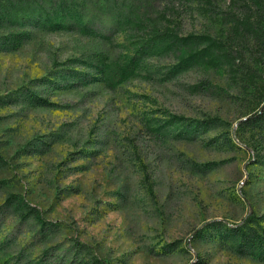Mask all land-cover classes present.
I'll return each instance as SVG.
<instances>
[{
  "label": "rangeland",
  "instance_id": "obj_1",
  "mask_svg": "<svg viewBox=\"0 0 264 264\" xmlns=\"http://www.w3.org/2000/svg\"><path fill=\"white\" fill-rule=\"evenodd\" d=\"M150 1L145 17L166 11L173 36L224 42L231 61L178 67L163 42L139 55L153 38L131 8L116 31L34 20L0 45V264H264L246 239L264 233V130L242 122L264 48L229 43L246 0Z\"/></svg>",
  "mask_w": 264,
  "mask_h": 264
},
{
  "label": "trees",
  "instance_id": "obj_2",
  "mask_svg": "<svg viewBox=\"0 0 264 264\" xmlns=\"http://www.w3.org/2000/svg\"><path fill=\"white\" fill-rule=\"evenodd\" d=\"M235 4V0H232L231 5ZM238 6L234 17L233 37L229 39L230 46L237 37L240 38L238 44L241 45L238 50L253 42L261 51L264 48V0H246L244 4ZM151 7H154V4L150 0H85L84 2L81 0H0V27L8 26L19 30L9 36L1 37L0 45L4 49H13L27 40L31 36L28 25L34 20L38 27L71 29L78 26L76 17L79 16L86 23L98 21L108 31H116L119 29L117 20L110 18V15H116L117 9L131 8L142 15L138 16L137 23L148 22L151 38H153L141 42L137 49L139 55H145L148 50L158 47L157 43L163 42L177 59L178 67L193 64L219 67L231 61L232 50H226L224 42L207 35L176 34L173 36L168 27L170 19L166 11H158L159 15L151 18L145 17V14L152 13ZM166 21L167 25L164 24ZM236 53L241 56L243 54L242 51H236ZM238 57H234L233 60ZM88 76L85 75V78ZM253 84L255 86L254 107L242 121L244 124L252 125V136L255 134V129L264 130V85H257L254 82ZM255 142L257 154L260 155L263 152L261 150H264V141L255 138ZM27 209L26 215L32 214L41 223L45 222L36 208L27 206ZM253 218L254 213L251 211L245 220L253 221ZM236 227L239 230L238 225ZM246 239L251 246L264 245V233H248Z\"/></svg>",
  "mask_w": 264,
  "mask_h": 264
}]
</instances>
